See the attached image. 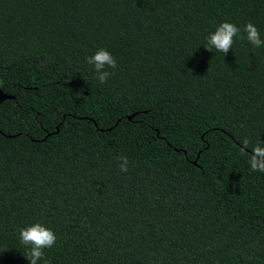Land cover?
I'll return each instance as SVG.
<instances>
[{"label": "trees", "instance_id": "trees-1", "mask_svg": "<svg viewBox=\"0 0 264 264\" xmlns=\"http://www.w3.org/2000/svg\"><path fill=\"white\" fill-rule=\"evenodd\" d=\"M224 21L241 29L226 55L206 48ZM248 22L264 39V0H0V264H30L37 222L50 264H264Z\"/></svg>", "mask_w": 264, "mask_h": 264}, {"label": "clouds", "instance_id": "clouds-1", "mask_svg": "<svg viewBox=\"0 0 264 264\" xmlns=\"http://www.w3.org/2000/svg\"><path fill=\"white\" fill-rule=\"evenodd\" d=\"M241 29L234 23L224 21L220 23L216 30L207 37L208 50L215 48L224 55L232 49L234 37L240 33ZM243 31L247 34V40L254 47L264 46V39H261L258 28L251 22H248ZM86 62L95 69V77L98 82L103 85L113 74L107 69H115L117 61L115 57L105 48L98 49L93 55L86 58ZM245 147L249 141L244 140ZM119 165L122 172L128 171V158L121 156ZM250 167L253 171L264 173V146L257 144L252 148V155L249 160ZM19 240L22 245L28 248L26 258L30 264H39L44 260V264H50V261L45 259V248H51L57 240L54 231L51 228L44 226L41 223H33L19 230Z\"/></svg>", "mask_w": 264, "mask_h": 264}, {"label": "water", "instance_id": "water-1", "mask_svg": "<svg viewBox=\"0 0 264 264\" xmlns=\"http://www.w3.org/2000/svg\"><path fill=\"white\" fill-rule=\"evenodd\" d=\"M7 98H12V96L9 95V94H5V93H3V92L0 90V102H1L2 100H4V99H7ZM128 118H131V116H129Z\"/></svg>", "mask_w": 264, "mask_h": 264}]
</instances>
